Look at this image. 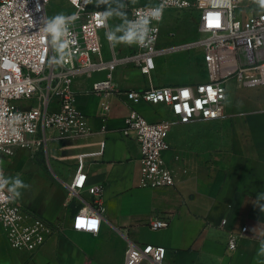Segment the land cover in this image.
Returning a JSON list of instances; mask_svg holds the SVG:
<instances>
[{
    "label": "crops",
    "instance_id": "obj_1",
    "mask_svg": "<svg viewBox=\"0 0 264 264\" xmlns=\"http://www.w3.org/2000/svg\"><path fill=\"white\" fill-rule=\"evenodd\" d=\"M154 4L156 0H129L127 7ZM97 7L105 10L107 6ZM120 23L117 17L109 18L104 37L107 30ZM196 29L192 34L195 39L178 45L200 39ZM122 45H111V53L126 55ZM111 53L105 55L110 57ZM190 57L185 64L172 63L183 71L179 77L168 76L158 84L152 76L151 82L207 81L204 50L196 48ZM105 75L82 74L74 79L75 103L88 115L90 133L58 143L50 141L48 165L39 155L44 145L15 146L11 155L0 150L7 176L19 174L28 185L19 190V201L59 226V231L32 255L13 249L0 223V264H123L130 242L165 246V264H264V255L259 254L264 241V85L248 88L255 93L252 99L229 108L219 120L171 126L164 157L175 173L176 185L152 188L142 185L138 142L122 134L130 111L125 95L106 97L90 90L93 82ZM114 79L122 89L150 86L148 76L134 63L118 65ZM105 100L112 104L108 112L103 108ZM133 106L150 121L172 116L165 105L141 102ZM101 142L103 154L95 155ZM80 162L88 174V186L102 187L101 204H93L94 196L89 191L81 196L69 195L68 183ZM87 203L101 212V228L96 234L71 226L74 214ZM157 217L167 218L169 225L153 229L150 223ZM244 225L248 226L247 234L238 248L230 251L228 233L240 231Z\"/></svg>",
    "mask_w": 264,
    "mask_h": 264
},
{
    "label": "built area",
    "instance_id": "obj_2",
    "mask_svg": "<svg viewBox=\"0 0 264 264\" xmlns=\"http://www.w3.org/2000/svg\"><path fill=\"white\" fill-rule=\"evenodd\" d=\"M58 1L64 2V15L78 17L69 26L72 55L61 65L49 63L56 53L50 38L42 31L45 21L51 19L49 9L53 0H0V150L6 154H13L15 146L44 145L49 156L50 141L58 143L89 134L88 115L75 103L74 79L82 74L91 77L105 72V77L95 80L90 90L106 97L125 95L130 111L122 134L138 142L142 185L175 186V173L164 157L169 149V128L177 123L225 117L227 83L232 80L247 89L264 85V56L260 55L264 51V9L255 0H156L154 5L127 7L130 20L149 7L163 6V15L159 22H151L149 39L143 45H131V51L122 57L114 51L107 57L103 51L102 33L106 27L95 13L104 10L95 5L96 0L87 4L85 0ZM65 3L71 10L65 11ZM170 9L195 12L200 39L158 48L162 23ZM193 48L204 50L207 81L167 85L151 82L157 56ZM123 63L139 66L148 76L150 86L143 90L119 87L114 71ZM141 102L165 105L172 116L150 121L133 106ZM103 108L110 111L111 102L105 100ZM103 128L107 129V125ZM99 146L95 155L103 154L104 143ZM0 169L7 177L1 157ZM87 177L84 163L80 162L68 183L69 195L76 197L89 191L94 196L93 204H101L102 187L88 186ZM101 219L100 210L87 203L74 214L71 226L76 231L96 234ZM80 220L85 226L78 229ZM91 221H96L95 228L87 226ZM0 223L9 245L32 255L59 231V226L23 206L7 189L0 193ZM168 225L165 217H157L150 223L153 229ZM247 232V225L240 231H230L227 248L235 251ZM167 253L168 249L162 245L130 242L123 264H165Z\"/></svg>",
    "mask_w": 264,
    "mask_h": 264
},
{
    "label": "clouds",
    "instance_id": "obj_3",
    "mask_svg": "<svg viewBox=\"0 0 264 264\" xmlns=\"http://www.w3.org/2000/svg\"><path fill=\"white\" fill-rule=\"evenodd\" d=\"M77 0H73L76 3ZM91 0H85V4L90 3ZM261 9H264V0H255ZM115 4V7L113 5ZM96 5H106L104 11L95 13V15L107 27V20L112 17H117L121 23L115 25L106 31L105 35L110 45L116 44L126 45H143L148 39L151 32V22H159L163 15V6L146 8L142 14L138 15L136 19H128L127 3L125 0H96ZM77 15L66 16L64 14H57L51 19L45 21L42 31L49 37L54 52L49 63L54 65H61L66 58L72 55L71 44L69 39V26L77 19ZM28 185L17 174L14 177H6L2 169H0V193L7 189L8 193L13 196H19L20 189L27 188ZM264 211V207L261 208ZM79 229V227L76 225ZM259 254L264 255V241H261Z\"/></svg>",
    "mask_w": 264,
    "mask_h": 264
},
{
    "label": "rangeland",
    "instance_id": "obj_4",
    "mask_svg": "<svg viewBox=\"0 0 264 264\" xmlns=\"http://www.w3.org/2000/svg\"><path fill=\"white\" fill-rule=\"evenodd\" d=\"M62 3L58 0H53L52 5L49 9L50 11V18L57 14H64L62 11ZM71 10V6L69 4L65 3V11ZM196 13L195 12H189V11H177L174 9H170L166 13V17L162 23V33H161V39L158 44V48L166 47L169 45L174 44H182L186 42L187 40L195 39L196 36H192V34H195L198 28V24H196ZM102 41H103V51L105 54L111 53V45L105 35L102 34ZM124 47L125 53H128V51H131V45H122ZM196 48L194 49H184L176 52L171 53H165L157 56L155 59L156 61V69L152 72V76L154 77V80L156 82H159L158 84H162L161 81L162 78H169L172 77H179L183 74V71H178L177 66H172V63H178V64H185L188 62L192 55L194 53ZM261 56H264V51L260 52ZM184 67V65H183ZM177 69V70H174ZM228 94H227V100H226V110L229 108H236L239 107L240 102L244 99L249 100L252 99V96L255 95L254 92L250 93V90L247 88H243L240 85L237 84L236 81L232 80L228 82ZM250 93V94H249ZM255 104L251 105V108H255ZM52 146V143L49 144V147ZM41 153L39 155L42 156L44 159V162L46 165L47 158H46V151L45 146H43ZM31 151V150H30ZM51 163L53 160L51 159ZM8 177V176H7ZM12 177V176H9Z\"/></svg>",
    "mask_w": 264,
    "mask_h": 264
},
{
    "label": "snow or ice",
    "instance_id": "obj_5",
    "mask_svg": "<svg viewBox=\"0 0 264 264\" xmlns=\"http://www.w3.org/2000/svg\"><path fill=\"white\" fill-rule=\"evenodd\" d=\"M185 95H187V93H185ZM77 226L78 227H83V226H85V222L83 220H80V221H78ZM87 226L90 227V228H95L96 221H91Z\"/></svg>",
    "mask_w": 264,
    "mask_h": 264
}]
</instances>
